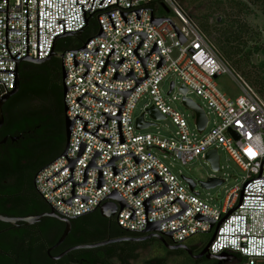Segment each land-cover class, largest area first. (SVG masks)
<instances>
[{
  "label": "built area",
  "instance_id": "2783aa9c",
  "mask_svg": "<svg viewBox=\"0 0 264 264\" xmlns=\"http://www.w3.org/2000/svg\"><path fill=\"white\" fill-rule=\"evenodd\" d=\"M24 2L26 0H7V17L19 18L7 19V29H19V31H7V40H19V42H7L11 56L14 57L18 53L14 57L15 59L26 55V4ZM76 3L87 4H83L81 9V4ZM115 4L116 0H93V2L92 0H38V58L47 56L53 37L63 33V23H59L58 20H63L64 32L74 31L72 32L74 34L79 33L78 29L82 26L80 29L82 31L90 26V37L88 38H92L87 43L88 38L85 40V48L93 52L99 46L96 54L93 55L81 50H77L75 54V60L90 64L86 75L81 77L87 69L82 63H78L74 67L73 52L70 51L62 53L61 68L63 61L64 70L67 74L63 82L66 86L75 85L65 93V104L68 109L64 114L70 119H73L77 114L88 120L85 129L94 132L97 124L105 123L106 115L101 114V112L115 116L118 106L84 94L80 102L91 108L88 110L79 104L75 98L87 91L96 98L120 105L123 100L122 95L101 89L94 84V81L105 88L114 90H127L135 86L132 77L123 81L112 79L115 67L110 64L105 66L103 74L100 70L113 47L114 50L108 57L111 63L116 64L122 56L125 58L117 68V72L121 76L127 74L132 68L136 79L144 77L142 65L132 52L140 42L141 37L133 33L125 44L120 39L134 31L147 33L142 45L136 52L140 57H144L152 48L153 43L156 42L165 62L156 69V63L160 56L152 51L146 60L148 77L127 96L120 117L121 132L125 142L119 143L117 119H107V128L102 126L98 128L97 136L108 138L109 143H106L93 134L82 130L84 120L75 118L66 153L67 157L75 159L79 140L86 143L82 154L73 167L74 183L83 182V169L95 150L101 152L99 156L94 157L96 166L105 164L111 155H122L130 151L142 161L136 164L130 155H124L114 160L117 169L126 166L114 176L111 166H102L105 183L98 189L95 188L98 169L89 167L86 185H74L73 187L74 195H85L89 198L84 202L81 201L80 197L71 198L72 206H70L61 200V198L67 200L72 196L70 192L72 182L70 180L52 191L53 188L70 177L69 167H65L45 181L68 164L65 156L60 154L61 156L59 155L57 159L55 158L54 161L35 174V190L50 208H52L51 205L55 208L53 209L55 213L67 218L90 213L104 202H113L116 206L115 219L119 228L133 233H157L165 236L171 243H183L197 233L212 232L211 239L217 223L222 219L207 252L212 255H218L221 252L233 254L242 258L245 264H256L257 261L264 264V98L238 73L233 71L213 40L180 0H118L117 5ZM158 5L168 8V12L165 13H171L173 16L159 15L157 13L159 12L157 10ZM0 8L4 9V12H0V58L11 59L5 48L6 0H0ZM140 8L147 9H141L140 19L137 20L133 10ZM150 9L153 18H169L186 40L180 45L173 27L167 20H163L158 26L150 23ZM82 10L85 11V18H88L87 25H85ZM119 10L124 13L128 12L125 14L126 23L123 21ZM106 12H109L116 29L111 26ZM27 14L28 56L37 59V0H27ZM89 14L91 15L89 16ZM100 25L106 38L96 36ZM260 33L264 39V29H261ZM60 38H54L53 43L55 44L52 52L55 50L56 41ZM84 43L79 48L84 46ZM22 60L17 61L16 69ZM14 68V60L0 61V70H14ZM223 73L231 74L240 86L241 94L230 97L218 88L216 80ZM169 76H173V78L169 80L165 93L162 85ZM13 80L12 72H0V97L12 90ZM171 83L173 86L170 89ZM176 85H178L177 88ZM182 87L185 89L184 94L180 91ZM174 90H176V97L173 99L180 100L181 103L183 97L190 98L192 101H194L192 95L199 98L201 105L194 102L203 109L207 118L206 125L202 130L196 128L195 114L191 109L189 110L193 120V129L190 128L183 114L168 104L166 96ZM144 94H149L151 100L145 104L144 110L139 115L134 116L137 102ZM151 107L164 115L163 119L170 118L174 126V131L170 136L144 131L149 127L157 128L158 122L162 120L151 116ZM146 113L150 115V119L144 118ZM210 115L213 116L212 121ZM139 117H141L142 122H149L151 125L138 129L136 120ZM219 148L223 149L228 158L245 172L242 185L233 187L226 193L220 208L208 203L207 200L199 196L198 192L194 191L196 183L191 189L185 180L188 177L174 175L172 163L169 161H177L185 165L198 158L206 160L205 155L209 150L216 149L218 152ZM149 168L156 171L169 190L159 197L149 199L151 209L158 207L161 209L147 212L148 221L164 219L181 210L178 201L170 204L176 197L189 206L176 218L160 222L161 232L171 231L186 225L171 233L173 239L154 229L137 231L146 226L142 201L162 190L163 186L160 181H156L143 187L135 195L132 194L137 188L155 180L152 171H148L126 184L123 182L147 171ZM220 168L218 159V170ZM210 177L218 176L212 175ZM114 188L134 209L135 219L128 218L132 213L130 208L123 206L120 211L118 200L105 197ZM197 212L215 219L210 230L209 221H199L193 218Z\"/></svg>",
  "mask_w": 264,
  "mask_h": 264
},
{
  "label": "flooded vegetation",
  "instance_id": "af4514ba",
  "mask_svg": "<svg viewBox=\"0 0 264 264\" xmlns=\"http://www.w3.org/2000/svg\"><path fill=\"white\" fill-rule=\"evenodd\" d=\"M160 8L163 9L162 6ZM207 18L206 15L204 20L208 21ZM211 24V27L220 25L221 18L215 20L214 23L211 21ZM52 57L53 54L44 62L50 61ZM13 96L14 94L2 106L4 122L0 126V141L5 136L6 139L0 143V157H2L3 152L18 141L17 138L12 140L10 136H13L10 134H3L5 120L7 119V122L14 121L15 116L19 114V109H24L27 117H35L38 112H41L39 110L41 106L36 100H28L21 108ZM6 168L0 165V174L5 173V178L0 181V215L18 218L48 212L50 207L49 209L44 208L43 198L38 192L31 195L27 200L12 196L3 201L1 195L3 189L14 185L13 175L10 174L8 168L7 171H4ZM54 215L65 218L70 224L69 231L56 246L54 245L59 241L66 228V221L64 220L46 215L29 224H24L27 223L26 220H15L14 224L0 220V264H174L175 256H183L191 264H240L237 256L233 254L231 255L235 257H231L230 262L207 258L206 254L195 258L191 255H198L205 245L192 246L185 242L171 243L165 236H161L167 245H184L188 248L190 255L185 248H169L159 237L152 235L141 240H116L93 247L73 248L54 259L52 257L58 256L73 246L92 245L123 237L140 238L152 233H133L123 230L117 226L115 213L104 216L99 208L72 218L57 213ZM52 246L54 247L49 249Z\"/></svg>",
  "mask_w": 264,
  "mask_h": 264
},
{
  "label": "water",
  "instance_id": "95a60500",
  "mask_svg": "<svg viewBox=\"0 0 264 264\" xmlns=\"http://www.w3.org/2000/svg\"><path fill=\"white\" fill-rule=\"evenodd\" d=\"M93 2V0H92ZM117 2L118 0H116V4L117 5ZM24 4H26V55L25 56H22L21 58L19 59H15L14 57L18 54H16L14 57L11 56V54L9 53V50L7 48V42H19V40H7V31H19V29H7V19H19V18H10V17H7V0H6V16H5V48L7 50V52L9 53L11 59H5V58H0V61L1 60H14L15 61V68L14 70H0V72H12L13 75H14V80H13V86H12V90L7 92L6 94H3L1 97H0V126L3 124L4 122V114H3V110H2V106L3 104L5 103V101L10 97L12 96L13 94H15L19 88V79H20V75H19V68L17 67L16 69V63L18 60H21L23 59L22 61L24 62H29V63H32V64H41L43 63L46 59H48L52 54H55L54 52H52V49L54 47V44L53 43V40L54 38L56 37H67V36H72L74 33V31H66L64 32V22L63 20H58L59 23H63V33L61 34H57L53 37L52 39V44H51V47H50V50H49V53L47 56L45 57H42V58H38V0H37V27H36V45H37V59L35 58H32L30 56H28V29H27V0L26 2H24ZM76 4H81V9L83 7V4H87V3H76ZM92 6V4H91ZM110 6V5H109ZM130 7V6H129ZM91 9V8H90ZM89 9V10H90ZM105 9V8H103ZM103 9H97V10H103ZM141 9H147V8H140V9H136V10H133L135 12V15H136V19L139 20L140 19V12H141ZM163 9L165 10V12H168V8H166L165 6H163ZM87 10V11H89ZM116 10V9H115ZM151 10V9H150ZM83 11V19H84V22H85V25H87V22H88V18L86 19L85 18V11ZM96 11V10H95ZM113 11V10H112ZM0 12H4V9H1L0 8ZM110 12V11H109ZM109 12H106L107 15H108V18L110 20V23H111V26L116 29V27L114 26L112 20H111V17L109 15ZM120 15L123 19V21L126 23L127 20H126V17H125V14L128 13V12H122L120 11ZM131 12V11H129ZM91 14H89L90 16ZM98 18V16H97ZM163 20H167L170 25L173 27L177 37H178V40H179V43L180 45L186 40L185 37L181 34V32L176 28V26L170 21L169 18H153L152 17V10H151V13H150V23L154 24L155 26H158ZM99 21V20H98ZM100 24V23H99ZM84 25V26H85ZM83 27V26H82ZM81 27V28H82ZM80 28V29H81ZM79 30V33L82 31V30ZM77 31V30H75ZM133 33H136L138 36L141 37V40L140 42L138 43V45L132 50V52L137 56V58L139 59L141 65H142V68H143V71H144V74L145 76L142 77V78H139V79H136L135 76H134V73H133V70L132 68H130V70L127 72V74H125L124 76H121L118 72H117V68L121 65L122 61L125 59L123 56L119 59V61L116 63V64H113L111 63L109 60H108V57L110 56V54L112 53V51L114 50V48L112 47L111 50L109 51L104 63H103V66L100 70V72L103 74V71L105 69V66L107 64H110L112 65L113 67H115V71H114V74L112 76V79H116V80H125L127 79L128 77H132V79L135 81V86H133L132 88L130 89H127V90H114V89H108V88H105L103 86H101L100 84H98L96 81H94V84L96 86H98L99 88L101 89H104V90H108V91H112V92H115V93H118L120 95L123 96V100L121 102L120 105H117L113 102H110V101H106V100H102V99H99V98H96L94 97L93 95H91L90 93H88L87 91H85L83 94H81L80 96L76 97L75 100L81 104L83 107L87 108L88 110H91V108L87 107L86 105H84L83 103L80 102L82 96L84 94H87L89 96H91L92 98L94 99H97L99 101H103V102H107V103H110V104H113L115 106H118V111H117V114L115 116L113 115H110L108 113H105V112H101V114H104L106 115V119H105V123L104 124H97L96 126V129L94 132H91L87 129H85V126L88 122V120L78 116L77 114L74 116L73 119H70L66 114L64 115V118H63V128H64V136H65V144H64V148L61 152V155H64L65 158L68 160V164H66L64 167H62L61 169H59L57 172H55L54 174H52L51 176H49L45 181H47L48 179H50L52 176H54L55 174H57L59 171H61L62 169H64L65 167H69L70 169V177L67 178L66 180H64L62 183H60L59 185H57L55 188L52 189L55 190L57 187H59L60 185H62L64 182H66L67 180H70L72 182V190L70 191L72 193V196L69 197L67 200H63L61 198V200L72 206V203H71V198H74V197H80L81 198V201L84 202L86 201L89 196H85V195H74V185H86V182H87V172H88V168L89 167H92V168H97L98 169V173H97V184H96V189H98L99 187H101L105 182H104V179H103V175H102V166H111L112 167V174L113 176L115 174H117L118 172H120L121 170L125 169V167L121 168V169H117L116 166L114 165V160L124 156V155H130L133 157L134 161L136 164H138L139 162H141L142 160L140 158H138L132 151L128 152V153H125V154H122V155H111L110 159L103 165L101 166H96L95 164V161H94V157L96 156H99L101 154V152L95 150L91 159L89 160V162L87 163V165L85 166V168L83 169V173H82V176H83V182H79V183H74L73 182V177H72V173H73V167L76 163V161L78 160V158L80 157V155L82 154L85 146H86V143L82 142L79 140V147H78V152H77V155H76V158L73 159V158H69L66 156V153H67V150H68V146H69V135H70V132H71V128H72V125H73V122L75 120V118H80L82 120H84V125L82 127V130H85L91 134H93L94 136L98 137L99 139H101L102 141L106 142V143H109V139L108 138H102L100 136H97V131H98V128L99 126H102V127H105L107 128V119H117V128H118V134H119V143H123L125 142L124 138H123V135H122V132H121V126H120V117H121V110H122V107H123V104L127 98V96L129 95V93L137 86L139 85L144 79H146L148 77V74L146 72V60L148 58V56L150 55V53L152 51H154L155 53H157L159 56H160V59L157 61L156 63V69L159 68L165 61L164 59L162 58L159 50H158V47H157V44L156 42L153 43L152 45V48L150 49V51L144 56V57H140L139 54L136 52V50L142 45V42L145 38V36L147 35V33L145 32H141V31H134V32H131L127 35H125L124 37H122L120 40L125 44L128 39L131 37V35ZM96 36H102L104 38H106V35L104 34V32L102 31V28H101V25H100V29H99V32ZM95 37V36H94ZM92 38V37H91ZM91 38H88L86 43L91 39ZM86 43H84V46H82L81 48L79 49H76V50H65V51H70V52H73V65L74 67H76V65L78 63H82L87 69L86 71L81 75V77L83 78L87 71L89 70L90 68V64L86 63V62H83V61H79V60H75V54H76V51L77 50H81V51H85V52H88V53H91L93 55L96 54L99 46H97L95 48V50L93 52H90L87 48H85V45ZM64 53V52H63ZM63 58V54H60ZM67 76L65 70H64V66H63V61H62V68H61V80H62V93L64 95V106H63V111L65 113V111L68 109L67 105L65 104V93L67 92L68 89H70L71 87L75 86L74 84L71 85L70 87L66 86V84L63 82V79ZM3 82V81H2ZM4 84V83H3ZM5 86V85H4ZM173 84L171 83L170 84V89L172 88ZM6 89V88H5ZM7 91V90H6ZM180 91L184 94L185 93V89L182 87L180 88ZM182 103L185 107H187L188 109H191L194 114H195V118H196V121H195V125H196V128L198 130H202L205 125H206V122H207V118H206V115H205V112L203 111V109L201 107H199L194 101H192L190 98H186V97H183L182 98ZM151 110V116L155 119H163L164 118V115L160 114L159 112H157L153 107L150 108ZM151 125V123L149 122H142L141 121V117L137 118L136 120V127L138 129H142V128H145L147 126ZM29 131V130H28ZM27 131V132H28ZM20 136V135H19ZM22 137V136H21ZM10 138L12 140H15V138H18V136H14V137H11ZM23 138V137H22ZM6 139V136L0 141L1 142H4V140ZM60 155V156H61ZM58 158V157H57ZM56 158V159H57ZM205 158L207 160V162L209 163L211 169L213 171H217L218 170V159H219V155H218V152L216 149H211L209 150L206 155H205ZM54 161V160H53ZM51 163V162H50ZM47 166V165H46ZM44 168V167H43ZM41 170V169H40ZM39 170V171H40ZM148 171H152L154 176H155V180H153L152 182L148 183V184H145L139 188H137L136 190H134L132 192L133 195H135L140 189H142L143 187L149 185V184H152L156 181H160L161 185L163 186V189L160 190L159 192L157 193H154L150 196H148L146 199H144L142 201V204L144 206V213H145V220H146V226L144 229L142 230H137V231H149L151 229H154V230H158L160 231V222H164V221H169L171 219H174L176 218L177 216H179L180 214H182L189 206L186 205L183 201H181L178 197H176L174 200H172L170 202L173 203L174 201H178L179 204L181 205V210H179L178 212H176L175 214L169 216V217H166L164 219H160V220H156V221H148L147 220V212L149 211H155V210H159L161 209L160 207L158 208H154V209H151L150 208V204H149V199H153V198H156V197H159L161 195H163L164 193H166L169 188L168 186L165 184V182L162 180V178L156 173V171L153 169V168H149L147 171L141 173V174H138V175H135L127 180H125L123 183L126 184L128 183L129 181H131L132 179L140 176V175H143L145 173H147ZM38 173V172H37ZM36 176V175H35ZM185 180L189 183L190 185V188L193 189L194 185H195V182L190 179V178H185ZM223 183V179L221 178H218V177H209L207 178L206 180L204 181H200V184L201 186H203L204 188H212V187H215L217 185H220ZM34 184H35V178H34ZM42 195V194H41ZM105 197H110V198H114L116 200L119 201L120 203V211L121 209L123 208V206H127L128 208H130L132 210V213L130 214V216L128 218L130 219H135V214H134V209L131 208L127 203L126 201L121 197V195L117 192V190L114 188L108 195H106ZM103 197V198H105ZM47 201V200H46ZM48 202V201H47ZM49 203V202H48ZM99 203V202H98ZM97 203V204H98ZM50 204V203H49ZM51 205V204H50ZM97 206V205H96ZM52 208L49 209L48 212L46 213H42L41 215H29V216H25V217H18V218H9V217H6V216H1L0 215V220L2 221H8V222H11L14 224V221L15 220H26L27 223H24V224H29V223H33L34 221H38L39 217H42V216H54V217H57L61 220H64L66 221V228L61 236V238L59 239V241L54 245L56 246L57 244H59L61 242V240L63 239V237L65 236L66 232L69 231L70 229V224L69 222L65 219V218H61V217H58L57 215H54L56 214L55 211L53 209H55L52 205H51ZM100 211H101V214L104 215V216H110V213L113 214L115 213V210H116V206L113 202H104L100 207H99ZM93 210V209H92ZM91 211V210H90ZM59 212V211H58ZM88 212V211H87ZM86 213V212H84ZM83 214V213H81ZM119 214V213H118ZM65 215V214H64ZM80 215V214H78ZM77 216V215H75ZM75 216H69V217H75ZM220 216V214H219ZM194 219L196 220H199V221H209V230H210V227L213 225L215 219H212V218H209L199 212H197L195 214V216L193 217ZM219 218V217H218ZM117 221H118V216H117ZM222 219L219 220V222L217 223L216 225V228H215V231H214V234L212 236V238L205 244V246L202 248V250L200 251V253L198 255H191L188 248L185 247L184 245L182 244H179V245H174V246H170V245H167L164 240L162 239V235H158L157 233H151L149 234L148 236H145V237H140V238H129V237H123V238H116V239H111V240H106V241H103V242H99V243H96V244H92V245H77V246H73V247H70L68 248L67 250H65L64 252H62L61 254H59L58 256L56 257H52V258H58L60 257L61 255L65 254L68 250H71L73 248H78V247H93V246H98V245H101V244H105V243H108V242H112V241H116V240H141V239H144V238H148L150 235L152 236H155V237H159L163 242L164 244L169 247V248H176V247H181V248H185L188 253L195 257V258H198V257H201L203 254H206V257L207 258H215L217 259L218 261H223V262H230L231 260V257H235V256H232L231 254H227L225 252H221L220 254L218 255H212L210 253L207 252L208 250V246L211 244V242L213 241L214 237H215V234H216V231L218 229V225L221 223ZM16 225V224H15ZM20 225V224H19ZM17 225V226H19ZM120 225V224H119ZM186 226L185 224L174 229V230H171V231H165V232H161L163 234H166L167 236H170L172 238V235L171 233L174 232V231H177L179 229H181L182 227ZM125 228V227H124ZM128 229V228H126ZM129 230H135V229H129ZM202 232H207V231H202ZM173 239V238H172ZM174 241V240H173ZM180 241V240H179ZM178 242V241H177ZM54 246L50 247L49 249L53 248ZM48 249V250H49ZM48 250H47V253H48ZM49 255V254H48ZM50 256V255H49Z\"/></svg>",
  "mask_w": 264,
  "mask_h": 264
},
{
  "label": "trees",
  "instance_id": "16d2710c",
  "mask_svg": "<svg viewBox=\"0 0 264 264\" xmlns=\"http://www.w3.org/2000/svg\"><path fill=\"white\" fill-rule=\"evenodd\" d=\"M255 1L264 3V0ZM242 6L245 5L242 4ZM159 8L160 5L157 6L158 11ZM198 23L208 32V22L204 18L198 19ZM246 31L245 23L229 18L224 28L217 32L215 40L231 64L244 69L253 88L264 97V46L257 39L249 44L246 40H242V34ZM88 37H90V26L80 34L58 39L55 45V54L50 61L41 64L20 62L18 66L19 88L13 97L21 108L28 100H36L41 106L39 108L41 112H38L35 117H27L24 109H19V114L15 116L14 121L7 122V119L5 120L3 134L18 136V141L3 152L0 157V165L10 170L14 181L12 187H7L1 192L3 201L12 196L27 200L31 195L36 194L35 174L61 154L65 144L62 83L59 73L52 77L44 68H46V63L57 61L56 49L60 42L63 45H68L72 41L78 40L80 44L74 47L77 49ZM252 56L255 61L251 60ZM7 168L4 171H7ZM4 175V172L0 174V181L5 178ZM43 205L44 208L49 209L44 200ZM237 258L240 264H245L242 258L238 256Z\"/></svg>",
  "mask_w": 264,
  "mask_h": 264
},
{
  "label": "rangeland",
  "instance_id": "374dc122",
  "mask_svg": "<svg viewBox=\"0 0 264 264\" xmlns=\"http://www.w3.org/2000/svg\"><path fill=\"white\" fill-rule=\"evenodd\" d=\"M182 4L190 11L193 17L198 22V19L206 17L207 18V27L208 32L206 34L213 40L214 44L223 54L219 44L215 40L217 32L222 30L225 26V23L229 20V18H234L239 20L241 23H245L247 26V31L242 34V40H246L247 44L251 43V41L257 39L264 46V39L262 34L260 33L261 29H264V10L263 3L257 2L255 0H181ZM245 5V6H242ZM241 8V9H240ZM159 15H166L172 17L171 13H165L162 8H159ZM221 18L220 25H213L214 28H211V21L214 23L215 20H219ZM218 28V29H217ZM75 43V44H74ZM79 41H72L71 44L63 45L60 42L58 48L56 49V58L57 61H52L46 63V68H44L49 75L55 77L57 73L61 71V55L67 49H73L75 45L78 46ZM225 57V55L223 54ZM226 58V57H225ZM227 59V58H226ZM252 61H255L254 56L251 57ZM229 62L230 67L238 73L246 82L250 85V81L248 77L245 75L244 69L237 68ZM244 71V72H243ZM173 76L167 77L166 81L162 85L163 91L167 90L168 82L171 80ZM217 85L218 88L226 93L230 97H235L242 93L240 86L233 79L231 74L223 73L217 77ZM177 84V83H176ZM252 86V85H251ZM178 85H176V88ZM253 87V86H252ZM255 89V88H254ZM173 97H176V90H174L171 94L166 96L168 100V104L179 113L183 114V116L188 121V124L191 129H193V120L191 117V112L188 108H186L180 100H175ZM192 98L195 102L201 105V102L198 97L192 95ZM151 98L149 94H144L141 99L137 102L136 108L134 110V116L139 115L143 110L145 104L150 102ZM145 119H150V115L146 113L144 115ZM213 116L210 115V119L212 121ZM158 127H149L146 128V132L156 133L158 132L162 136H170L174 131V126L170 120V118L162 119L159 122ZM219 155V165L220 169L218 171H213L209 165V163L202 158H198L193 160L185 165L180 164L177 161H171L172 163V171L174 175L180 176L184 175L192 179L196 185L194 187V191L199 193V196L208 201V203L215 205L217 207H221L226 193L232 189L233 187H240L243 183V178L245 176V172L242 171L235 163H233L225 153V151L221 148L218 149ZM218 176L224 179V182L220 185H217L212 188H204L201 186L200 181H204L210 176ZM212 232L208 233H197L188 239L185 240V243L189 245H204L208 242L211 237ZM174 264H191L186 258L183 256H175ZM256 264H262V262L257 261Z\"/></svg>",
  "mask_w": 264,
  "mask_h": 264
},
{
  "label": "crops",
  "instance_id": "0c3cea01",
  "mask_svg": "<svg viewBox=\"0 0 264 264\" xmlns=\"http://www.w3.org/2000/svg\"><path fill=\"white\" fill-rule=\"evenodd\" d=\"M255 90V89H254ZM256 91V90H255ZM257 92V91H256ZM264 98V97H263Z\"/></svg>",
  "mask_w": 264,
  "mask_h": 264
}]
</instances>
